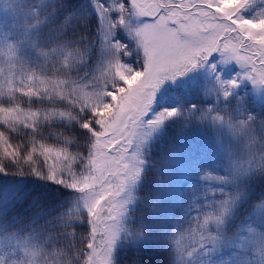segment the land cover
Instances as JSON below:
<instances>
[{
    "label": "trees",
    "instance_id": "obj_1",
    "mask_svg": "<svg viewBox=\"0 0 264 264\" xmlns=\"http://www.w3.org/2000/svg\"><path fill=\"white\" fill-rule=\"evenodd\" d=\"M35 1L27 0L23 12L34 10L30 4ZM246 2L251 12L264 17V4L243 0ZM48 9L50 12L39 10L36 15L29 12L26 27L40 21L41 15L42 22L29 38L30 47L19 48L16 60H20L6 82L10 86L0 88V241L28 240L40 255L39 264H180L171 223L179 189L171 194L179 184L178 159L186 164L211 157L221 160L215 149L195 147L204 141V136L211 141L214 135L212 130L193 132L203 118L199 87L191 79L183 83L186 87L174 79L171 89L181 96V101L170 100L165 108L173 109L179 104L182 111L170 112L163 118L152 114V106L145 113L139 111L133 124L142 126L150 121L153 129L141 132L138 137L142 140L136 141L131 138L130 125L125 134L114 129V120L104 109L80 106L58 88L65 80L85 78L99 57L103 22L92 1L56 0ZM259 32L264 39V32ZM55 45L83 50L84 60L79 65L68 60L70 66H66L58 55L38 53ZM140 58L138 55L130 59L136 74L143 67ZM260 68L264 79V66L260 64ZM70 72L78 73L69 75ZM255 79L252 74L242 78L245 94L232 90L217 112L220 118H234L238 110L244 115L250 113L253 118L247 123L258 130L264 141V103L254 95ZM186 92L192 95L189 99L185 98ZM105 102H109L110 112L112 101ZM193 105L199 115L190 110ZM155 108L162 106L156 104ZM197 126L206 130L202 122ZM124 135L130 143L128 147L124 145ZM120 139L123 140L118 142ZM117 143L123 150L120 153L124 154L128 174L123 192L111 196L117 211L114 220L107 223L120 229L117 239L110 242L105 231L96 236L97 199L87 190L92 189L95 178L106 172L104 160L114 155L111 146ZM259 150L254 148V154L249 153L256 156ZM107 178L114 180L110 174ZM227 189L228 194H237L240 200L229 212L224 235L232 237L244 227H251L255 234V230L264 233V211L259 210L264 202V160ZM156 219L159 226L155 229L149 221ZM130 226L143 234L131 239L125 231Z\"/></svg>",
    "mask_w": 264,
    "mask_h": 264
},
{
    "label": "rangeland",
    "instance_id": "obj_2",
    "mask_svg": "<svg viewBox=\"0 0 264 264\" xmlns=\"http://www.w3.org/2000/svg\"><path fill=\"white\" fill-rule=\"evenodd\" d=\"M26 1L0 0V88L10 86L6 82L13 76L14 65L20 60H16L19 48L30 47L29 38L42 22L41 15L40 21L26 27L29 12L34 15L39 10L50 12L48 5L56 0H37L30 4L34 10L24 9L23 12ZM91 1L103 22L99 57L85 78L65 80L58 88L69 96L68 100L78 102L80 106L104 109L114 120V129L125 134L130 125L131 138L140 141L138 135L151 131L153 122L145 121L142 126H135L133 117L139 111L145 113L151 106L152 114L162 118L170 112H181L179 104L173 109L165 108L170 100L181 101V96L172 91L171 85L175 79L186 87L183 83L191 79L199 87V100L203 106L200 110L203 118L199 123L202 122L206 129L198 128V123L193 132H214L211 141L204 136V141L195 147L213 148L221 160L215 157L210 160L206 155L208 159L189 160L186 164L178 159L179 184L171 194L175 188L179 189L171 223L180 264H264V233L258 234L255 230V234L251 227H244L237 235H224L229 212L240 200L239 195L228 194L227 187L235 179L245 178L255 164L264 160V141L258 136V130L248 125V120L253 118L250 113L244 115L238 110L234 118H220L217 112L220 103L228 101L232 90L239 89L245 94L241 81L250 74L256 78L252 84L254 95L259 103H264V79L260 72V64L264 66V39L259 37V31L264 32V17L251 12V5L243 0H198L213 5L215 14L230 16L232 23L213 17L210 10L203 12L202 17L164 11L166 8L161 7L158 0L147 3L146 0ZM256 2L264 4V0ZM237 31H242V36L246 37H239ZM244 38L249 39V43ZM36 43L37 36H34L33 44ZM248 50L253 52L248 53ZM38 53L58 55L62 65L66 66H70L68 60L77 62L74 65L84 60L83 50L64 45H55ZM138 55L143 67L136 74L130 59ZM252 62L257 66L254 67ZM77 73L70 72L69 75ZM191 96L185 93L186 99ZM105 99L112 101L110 112L109 102ZM156 104L162 108L157 110ZM195 106L190 110L199 115ZM123 139L128 147L126 135ZM254 148H260L259 155H252ZM121 150L118 143L111 146L114 155L104 160L106 176L105 173L99 175L92 189L87 190L97 199L96 236L105 231L110 242L117 239L120 229L107 223L114 220L117 211L116 201L111 196L123 192L128 174ZM109 174L114 180L107 178ZM259 210L264 211V202ZM157 220L149 221L155 229L159 226ZM125 231L131 239L143 234L133 231L132 226ZM39 256L28 240L0 241V264H39Z\"/></svg>",
    "mask_w": 264,
    "mask_h": 264
},
{
    "label": "flooded vegetation",
    "instance_id": "obj_3",
    "mask_svg": "<svg viewBox=\"0 0 264 264\" xmlns=\"http://www.w3.org/2000/svg\"><path fill=\"white\" fill-rule=\"evenodd\" d=\"M148 0H146V3ZM161 7H165L166 9H163L164 11H170L172 13L183 12L186 15H200L201 17L204 15L203 12L206 10H210L213 12V17L220 18V20H226L228 21V16L223 14H215L216 10L214 9L213 5H211L207 1H201L199 2L196 0L195 2H187V0H158ZM150 4V2H149ZM185 16V15H184ZM220 16V17H219ZM223 18V19H221Z\"/></svg>",
    "mask_w": 264,
    "mask_h": 264
},
{
    "label": "water",
    "instance_id": "obj_4",
    "mask_svg": "<svg viewBox=\"0 0 264 264\" xmlns=\"http://www.w3.org/2000/svg\"><path fill=\"white\" fill-rule=\"evenodd\" d=\"M192 1H194V0H192Z\"/></svg>",
    "mask_w": 264,
    "mask_h": 264
}]
</instances>
